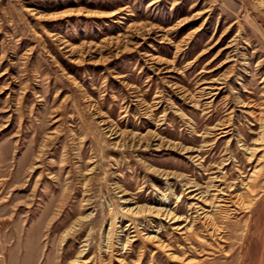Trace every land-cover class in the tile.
<instances>
[{"label":"rangeland","instance_id":"obj_1","mask_svg":"<svg viewBox=\"0 0 264 264\" xmlns=\"http://www.w3.org/2000/svg\"><path fill=\"white\" fill-rule=\"evenodd\" d=\"M261 132L264 0H0V264H264Z\"/></svg>","mask_w":264,"mask_h":264},{"label":"bare ground","instance_id":"obj_2","mask_svg":"<svg viewBox=\"0 0 264 264\" xmlns=\"http://www.w3.org/2000/svg\"><path fill=\"white\" fill-rule=\"evenodd\" d=\"M78 12H79V10H78ZM201 25H202V23L197 27V28H200L201 27ZM169 28V27H168ZM231 42V41H230ZM229 42V43H230ZM233 43V42H232ZM227 47V46H226ZM230 48V47H229ZM231 58V57H230ZM229 58V59H230ZM229 59H227V60H229ZM226 60V61H227ZM223 62H225V61H223ZM224 64V63H223ZM188 93V92H187ZM193 95V94H192ZM191 95V96H192ZM193 97V96H192ZM191 98V97H190ZM188 99V98H187ZM191 101V100H190ZM199 103V102H198ZM197 105V104H196ZM103 121V120H102ZM103 123H107L106 121H103ZM108 130L110 131V133L111 134H115L114 136H121V131H118L116 128H115V126H112L111 124H109V128H108ZM263 134H262V132H261V134L259 135V138H258V140H262L263 139ZM116 138V137H115ZM159 138L158 137H155L154 135L152 136V143H154L156 140H158ZM155 145H157V146H164L165 144H167L168 146L169 145H173L174 147H180V148H182L184 151H186V152H190V150L192 149V147L190 148H188V146H183V145H178V143H176V142H163V140L162 139H160L159 140V142H156V143H154ZM261 145H258V146H256V145H253V146H251V147H248L249 148V150H250V154H251V156L250 157H254L255 155H256V153L260 150V147ZM193 150H196V149H193ZM196 152V151H195ZM193 154V153H192ZM191 155V154H190ZM197 155L198 154H194V156L193 157H197ZM256 170H253V172L252 173H254ZM169 173V172H168ZM252 175V174H251ZM226 176V175H225ZM224 176V177H225ZM183 178V177H182ZM214 179V178H213ZM216 179H217V176H216ZM215 179V180H216ZM223 179V176L221 175V177H219V179L218 180H222ZM217 181V180H216ZM216 183V182H215ZM219 183V182H218ZM224 183V185L223 186H220V185H217V184H213V185H215V190L217 189L218 191H219V193L218 194H220V195H218V197H217V199L218 200H220V201H226V200H229V199H231V196H234L235 194L236 195H238V193H233L234 192V190H236L237 188H236V186H235V184L234 183H226V182H223ZM184 186H185V188H184V190L182 191V192H184V191H186V193L187 194H189V197L190 198H198L199 200H203V199H206V198H204L206 195H205V193H204V190L202 189V187H201V185L199 184V183H196V182H194V181H192V180H189V179H187L184 183ZM221 184V183H220ZM258 183H255V186L257 185ZM220 186V187H219ZM208 187H209V185H208ZM207 187V188H208ZM214 187V186H213ZM212 187V188H213ZM206 188V189H207ZM209 189V188H208ZM207 189V190H208ZM207 190H205L206 192H207ZM217 190H216V193H217ZM226 195H228V196H226ZM164 196H167L166 194H164ZM215 196V195H214ZM227 197V198H226ZM166 198V197H165ZM213 198V197H212ZM229 198V199H228ZM214 199V198H213ZM129 200L130 199H126V201H128L129 202ZM178 201V200H177ZM208 201V200H207ZM212 201V200H211ZM212 203H214V201L212 202ZM177 205V204H176ZM210 205V204H209ZM216 205V204H215ZM214 205V206H215ZM218 206H220V205H218ZM147 207V206H146ZM154 207V206H153ZM156 207V206H155ZM148 208V207H147ZM172 208V209H171ZM171 208H168V207H156V208H152V207H149V211H151V212H154L155 213V215H160V216H162V217H164V218H166V219H168V220H172V222H176V221H178V220H180V216L178 215L179 214V212H178V214H177V211H176V207L175 206H173V207H171ZM219 208V210L222 208V207H218ZM127 209V208H126ZM135 209V207H129V211H133V212H137V210L135 211L134 210ZM137 209H139V208H137ZM146 209V208H145ZM144 209V210H145ZM140 210V209H139ZM149 211H148V213H149ZM138 213V212H137ZM153 213V214H154ZM204 213V217H206V220H207V222H208V225L210 224V228H211V231H213L214 233H215V231L217 230L218 231V228L221 226H219V218H220V216H215L214 214H215V212L214 213H209V212H203ZM183 217V216H182ZM218 217V218H217ZM184 218V217H183ZM224 221V220H223ZM180 227V226H179ZM182 227V226H181ZM221 228H222V226H221ZM219 232V231H218ZM161 242H159V245L162 247V245L160 244ZM164 243V242H163ZM165 244V243H164ZM164 246V245H163ZM166 246V245H165Z\"/></svg>","mask_w":264,"mask_h":264}]
</instances>
